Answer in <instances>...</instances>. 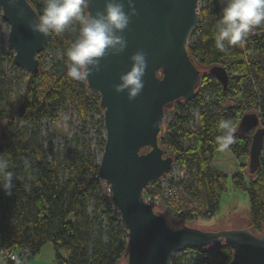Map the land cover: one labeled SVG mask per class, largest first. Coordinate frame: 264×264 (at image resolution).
Instances as JSON below:
<instances>
[{"label": "trees", "instance_id": "trees-1", "mask_svg": "<svg viewBox=\"0 0 264 264\" xmlns=\"http://www.w3.org/2000/svg\"><path fill=\"white\" fill-rule=\"evenodd\" d=\"M29 1L39 15L44 0ZM225 3L226 0H210L200 10L199 25L191 32L187 49L200 68L225 67L229 74L227 88L223 90L202 69L195 97L185 104H173V116L165 118L164 136L160 139L174 163L193 171L186 186L193 198L203 196L204 209L183 215L177 204L166 210L174 221L212 218L219 209L225 181L231 176L233 187L248 196L249 221L255 234L264 230V146L254 174L246 176L247 165L243 163L248 160L254 128L245 135L234 132V143L226 150L239 160L231 172L222 173L215 160L221 151L217 137L223 134L219 127L222 120H230L234 128L244 113L257 112L264 127V25L227 52L218 51L214 35ZM76 28L74 24L62 34H51L44 49H60L62 58L51 69H41L38 75L29 73L16 95L12 94V81L3 62L20 67L14 63L13 50L0 37V156L9 161L8 170L14 177L11 195L0 191V249L13 253L14 259L0 264H17L16 258L27 264L47 243L54 250L52 264H117L127 250L120 215L112 207L104 183L97 178L99 158L94 150L74 137L70 141L74 144L72 150L59 164L50 147L45 150L40 140L41 123L56 122L66 104H75L83 122L88 112L101 111L99 97L90 94L86 82L72 81L66 75V52L76 38ZM241 45L243 50L239 49ZM37 58L40 63L41 53ZM205 91L213 93V97L206 98ZM227 101L232 104L227 105ZM192 108L197 110V126L189 131ZM97 126L95 139L102 151V116ZM184 135L193 137L192 146L182 145ZM183 183V179L178 182L182 188ZM150 185L155 192L159 190L157 183ZM156 209L161 212L159 207ZM187 252L197 255L187 259ZM231 258V249L221 242L206 248L186 247L180 255L172 256L171 264H228Z\"/></svg>", "mask_w": 264, "mask_h": 264}, {"label": "water", "instance_id": "water-1", "mask_svg": "<svg viewBox=\"0 0 264 264\" xmlns=\"http://www.w3.org/2000/svg\"><path fill=\"white\" fill-rule=\"evenodd\" d=\"M198 1L134 0L137 14L123 33L126 49L116 56L107 55L101 61V70L85 81L90 94L98 95L103 113L104 146L97 178L108 185L111 205L120 215L127 239L124 264H171L173 254L186 247L206 248L221 242L232 251L228 264H264V235L247 228L205 231L186 224L173 226L152 200L145 202L142 197L148 184L169 173L174 164L172 155L160 145L164 120L173 116L175 102L195 97L204 72L187 49L189 36L199 25ZM103 2L91 0L90 9H102ZM0 5L4 7L1 18L9 26L6 41L13 50L14 63L38 75L37 55L51 34L43 36L29 29V21L38 15L29 0H16L12 7L0 0ZM137 50L147 57L145 86L129 101L126 93H116L113 85L129 70V57ZM206 73L223 90L227 88L229 74L225 67L211 65ZM253 128L249 174L260 166L264 127L257 112L244 113L236 132L245 135Z\"/></svg>", "mask_w": 264, "mask_h": 264}, {"label": "clouds", "instance_id": "clouds-1", "mask_svg": "<svg viewBox=\"0 0 264 264\" xmlns=\"http://www.w3.org/2000/svg\"><path fill=\"white\" fill-rule=\"evenodd\" d=\"M9 7L16 0H6ZM91 0H44V7L33 21L31 31L43 36L62 34L76 25L77 35L66 52V75L72 81L83 82L101 70V61L109 54L116 56L127 47L123 33L137 14L134 0H104L102 9L91 10ZM127 4V10H125ZM0 13H4L0 5ZM22 11L18 12V16ZM264 25V0H226L216 24L214 44L218 51L227 52L229 47L241 43L255 28ZM130 68L119 75L113 85L116 93L125 92L129 101L134 100L144 89L147 69L146 53L137 50L130 57ZM223 134L217 137L221 150L234 143V129L230 120L219 124ZM9 161L0 156V191L11 195L14 187ZM17 264H22L16 258Z\"/></svg>", "mask_w": 264, "mask_h": 264}, {"label": "rangeland", "instance_id": "rangeland-1", "mask_svg": "<svg viewBox=\"0 0 264 264\" xmlns=\"http://www.w3.org/2000/svg\"><path fill=\"white\" fill-rule=\"evenodd\" d=\"M9 31L8 24L0 20V37L3 38L7 44L6 38ZM8 45V44H7ZM240 50H243V45L239 47ZM41 61L39 63L40 70H48L52 68V65L55 62L59 61L62 58V52L60 49H44L41 52ZM248 56V54H247ZM3 68L6 72V75L12 81V94L16 95L18 92L21 91L23 88L26 77L29 74L26 70L13 66L8 62H3ZM207 69V68H201ZM255 79H252L254 81ZM249 82H246L248 85ZM206 98L213 97V93L209 94V92H203ZM98 96V95H97ZM13 102V98L11 100ZM186 101L180 102L181 104H185ZM227 105L232 104L231 102L227 101ZM191 114L193 118L190 120L187 129L189 131H194L197 126V110L192 108ZM103 116V113L100 111L98 113L95 112H88L87 118L85 122H83L76 110L75 104H66L65 108L59 111V118L56 122L51 123L49 121H43L41 123V135L40 140L44 146V149L47 150L49 147L56 155L59 164H61L63 156L66 152L72 150L74 144L71 143V139L77 137L79 142L82 141L86 142L90 145L91 149L94 150V153L98 158L101 155V149L99 145H97L95 139V131L98 129L97 121ZM234 132L236 131V127L233 128ZM100 131L104 133V128ZM164 136V133L161 137ZM181 143L183 146L188 147L194 144V139L192 136L184 135L181 138ZM263 151V150H262ZM232 156L228 150H221L220 154L217 155L215 163L218 162L217 159L223 157ZM239 160V159H237ZM244 160V159H243ZM248 165V160L243 161ZM218 169L222 173L231 172V168L229 164L224 165L223 167L219 164H216ZM235 165V163H234ZM238 163L235 165L237 166ZM246 176L250 175L248 172V166L244 168ZM171 174L173 177L176 178L181 177L183 179V190L181 193L180 204L181 213L183 215H187L189 212H196V211H203V196L200 194L197 198H193L188 191L186 186V180L189 177L192 178L193 171H188L181 167L180 165L174 163L171 168ZM104 183V190H108V185ZM162 213L166 214L170 222L175 226H180L182 224H186L188 226L196 227L205 231H219V230H227V229H240V228H247L254 232L250 226L248 209H249V201L248 196L245 191L238 190L233 187L231 176H228L225 181V191L222 194V198L220 200L219 209L217 212L212 216L210 219H203V218H196L193 220L183 221V220H176L174 221L172 217L168 214L166 208L159 207ZM256 235H264V230L260 232H256ZM42 253L45 258L53 259L54 250L50 243H47L42 248ZM173 255L177 256L180 255L179 252H175ZM187 259H191V257L196 256L197 254L193 252H187L186 254ZM117 264H124V259L121 258ZM184 264H193V262H185Z\"/></svg>", "mask_w": 264, "mask_h": 264}, {"label": "built area", "instance_id": "built-area-1", "mask_svg": "<svg viewBox=\"0 0 264 264\" xmlns=\"http://www.w3.org/2000/svg\"><path fill=\"white\" fill-rule=\"evenodd\" d=\"M210 0H199L198 1V18L200 20V10L208 5ZM255 34V30H253L248 35ZM185 169V168H184ZM181 177L176 178L171 174V170L169 173L161 177L159 180L152 182L158 184V191L155 192V187L153 185L148 184V186L143 190L142 197L145 202L147 200H152L155 207H163V208H174L178 202L180 201L182 187L178 184ZM14 254L8 253L2 249H0V262H4L6 260H13Z\"/></svg>", "mask_w": 264, "mask_h": 264}, {"label": "crops", "instance_id": "crops-1", "mask_svg": "<svg viewBox=\"0 0 264 264\" xmlns=\"http://www.w3.org/2000/svg\"><path fill=\"white\" fill-rule=\"evenodd\" d=\"M217 160H218V162H216L215 164H219L222 167L226 164H229L231 170L234 169L236 167L235 165L237 164V159H235L233 156L223 157V158H220ZM234 163H235V165H234ZM42 248H41L40 252L33 259L28 261L27 264H52L53 259L51 258V260H50V258H45V256L42 253Z\"/></svg>", "mask_w": 264, "mask_h": 264}]
</instances>
